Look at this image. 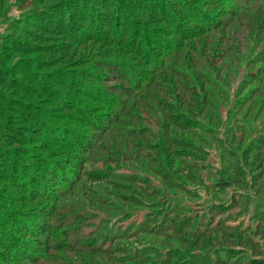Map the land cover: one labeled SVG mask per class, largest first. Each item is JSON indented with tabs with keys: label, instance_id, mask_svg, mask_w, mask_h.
Returning a JSON list of instances; mask_svg holds the SVG:
<instances>
[{
	"label": "rangeland",
	"instance_id": "1",
	"mask_svg": "<svg viewBox=\"0 0 264 264\" xmlns=\"http://www.w3.org/2000/svg\"><path fill=\"white\" fill-rule=\"evenodd\" d=\"M163 6L168 25L157 19ZM141 28L166 50L164 69L143 78L149 94L143 81L130 87L139 76L116 74L133 73L125 64ZM125 34L130 43L117 45ZM180 40L197 53L165 59ZM89 94L117 97L99 129L89 115L106 106ZM77 138L79 173L41 178L54 201L30 185V202L14 203L0 175L7 239L19 233L8 214L19 204L33 208L20 217L34 230L35 213L54 202L50 224L71 228L80 251H53L47 264H264V0H0V146L42 175L47 162L65 170L63 142Z\"/></svg>",
	"mask_w": 264,
	"mask_h": 264
},
{
	"label": "trees",
	"instance_id": "2",
	"mask_svg": "<svg viewBox=\"0 0 264 264\" xmlns=\"http://www.w3.org/2000/svg\"><path fill=\"white\" fill-rule=\"evenodd\" d=\"M239 1V0H236ZM180 7L182 6L181 4L179 5ZM164 13L165 16L164 18L161 16H157L158 21H160V23H165V24H169V20L171 18V15L169 14L168 10L166 8H164V6L161 9ZM185 14V13H183ZM181 13V15H183ZM167 15H169V17H167ZM187 16V22L189 24H191L193 22L192 18H190L188 14H185ZM137 20L132 21L133 23L136 22ZM186 21V19H183V22ZM175 24H172L173 27L177 26V23L174 22ZM161 25V24H160ZM205 24H200L199 28H195L196 29V33L198 36L204 37L205 35V31L203 26ZM146 26V25H145ZM146 31L147 33L151 31V28L146 29V28H141L139 30V32H137V39L139 38L138 42H136V40H134V42H132L131 44H129V47H133L134 45V49L130 50V54H132V58L131 60L134 62H130L131 64H125V66L129 69H131L133 71V73H128V71L124 74H122V70L121 68L117 69L119 71V73L116 71V74L119 75V79L121 80H126V76H128L129 74L131 75H136L139 76V78H137V82H132L131 86L132 88H135V90H139L141 89V85H140V81H143L145 83V85L148 87L147 91H145L147 94H149V92L151 91L150 88V83L153 82V79H149L147 81H144L149 74L153 73V69L156 70H162V68L164 67V65L166 63L163 62V55H161L162 53H165V48H161L159 47V42L160 40V34L158 33L157 38H152L151 40L147 39L144 40V38H141L140 36V32L141 31ZM155 30L153 29V32ZM127 32V31H126ZM195 32V31H194ZM194 32H187L185 34V39L190 41L191 40V36H195ZM128 34L131 32H127ZM114 42H116V44L118 45L119 42H121L122 40L125 41L124 45H127L128 43H130L131 39L129 38L128 35L125 34L124 39H122L123 37H116L114 36ZM135 44H137L138 46H135ZM178 49L179 52L178 54L173 55V53L171 52H166L168 53L165 56V59L169 56L170 61L171 60H177V62H182L185 61V57L187 56L186 54H190V53H197L196 51V47H194L193 43L189 44L186 43V41L180 40L178 41ZM175 45V47H177ZM196 46H199V43H196ZM162 49L159 50V49ZM175 49V48H174ZM122 51V50H121ZM171 51V50H170ZM156 55H159V57L156 59ZM171 55V56H170ZM186 55V56H185ZM185 56V57H184ZM175 63V62H172ZM163 65V67H162ZM175 66H178V64L175 63ZM164 69V68H163ZM159 70V71H160ZM124 72V70H123ZM155 72V71H154ZM139 73V74H138ZM156 74V73H155ZM82 75H86V74H82ZM95 79V77H93ZM145 78V79H143ZM73 79V78H72ZM83 82V81H82ZM70 85V84H69ZM122 87H124L123 85H121ZM82 89V88H80ZM125 90V95L129 94L132 91H135L131 88H123ZM46 90V89H44ZM47 91V90H46ZM141 91V90H139ZM49 92H53L52 90H49ZM101 93V92H99ZM135 93V95L137 96V98L139 99L140 95ZM98 94V93H97ZM104 95V94H103ZM91 99H95L94 101H96L97 103V107H102L101 104L99 103H103V105L106 106V110L105 108H101V110L99 111H105L103 112V116L102 117H95L93 116V114L89 115V119H91L88 122V125L91 126V128H98L100 126H102L103 124H106V119H110L112 120L111 117L114 116L111 115L113 112V106L116 103L117 97L116 96H111V95H104L103 97H98L95 98V95L93 96V94H89V96ZM146 97V96H145ZM143 97V98H145ZM143 98L139 99V101H141ZM59 101H62V98L59 99ZM138 101V102H139ZM70 107V106H69ZM44 121V120H43ZM42 132L39 131L37 132V135H40ZM36 139L38 138V136H35ZM32 138V137H31ZM63 147L66 149V151L69 152V155L66 158V162L64 164V169H60V166L58 163L54 164L52 163H48L47 162V166L46 164H41L38 169L42 170V169H47L48 174H40L39 171H37L36 173H32L29 174L30 170H25L24 167L25 164L21 163L20 160H17L16 158V152L14 150V152L10 151V152H5L6 150L4 149L6 146H3V144L0 146V164L3 168L1 170V181L5 182L6 184H10L13 183V187L11 191H14V193L17 195H13V199L11 201H14V199L16 198V201L19 200L21 202L26 201L27 203L30 202L29 198H27L28 196H26L24 193L27 192V190L29 189L30 185L33 186V188H30L32 190V192H34V198L39 197V195H46L48 198V202L54 201V197H52V195L54 196L53 190H51V187H45L43 182L41 181V178L44 179V181L46 182V180H51L52 182L58 180V177L61 176V174L70 172L72 173V175L70 176H75L76 172L78 171L79 173V161L82 160V157H86L83 154H81L78 150L77 144L81 145L82 147L85 146L84 140L77 138L76 139V144H74V141H65L63 142ZM81 150V149H80ZM45 151H47V149H45ZM21 157H26V159H30V154L25 153L23 155H20ZM46 162V159H45ZM53 165V166H52ZM45 167V168H43ZM30 169V168H29ZM81 169V167H80ZM33 171V170H32ZM9 172H11V174H9ZM98 172V171H97ZM53 173V174H51ZM100 174V173H99ZM99 174L97 173L96 175L99 176ZM72 177V179H73ZM96 178V177H95ZM12 179V180H11ZM92 179V178H91ZM58 185H61V183H58ZM35 187V188H34ZM36 190V191H35ZM3 191L5 193H9L6 192V190L3 189ZM40 191V194L38 193ZM22 193V194H21ZM17 196V197H16ZM56 197V196H55ZM3 202V200H0V203ZM32 203V202H31ZM17 204V203H16ZM14 204V205H16ZM53 204L49 207L46 208H41L39 211L40 213H35V219L37 220V226L34 228V230H31L28 228V226H25L23 223V219L22 217H20L21 214L23 213H29L27 212L24 208L30 209L32 210L33 208L28 206V205H23L20 206V204L17 206V212L12 211L10 214V220L13 218V222L14 225L12 226L11 229H15L16 227V231L19 232L18 234H14L13 238H9L7 239L5 235V233L7 231H9V219L5 217V219L3 220L4 216L3 214L6 213L5 209L2 210V208H0V264H47L48 261H46L47 259L50 258H54L57 257L56 254H50L53 251H70V252H79L80 249L79 248H74V242L71 239V234L72 232H69L71 230V228H66L63 230L60 229H54L52 227V225L50 224L52 219H55L56 217H60L57 214H55L53 210ZM11 205V204H10ZM19 215V216H18ZM67 218V216H61V222L65 223V219ZM18 226V228H17ZM52 228V229H51ZM72 231V230H71ZM15 233V232H14ZM38 235H42L41 238L36 239V241L33 242L32 245H35V248H33V246L30 247V249L28 250V246L26 244L27 241L31 242L33 241L31 238V236H38ZM55 235V236H53ZM46 236H48V240L46 239ZM30 237V238H28ZM60 237V238H59ZM55 238H59V240L55 241ZM36 247H40V248H36ZM56 247V248H54ZM82 249H87V251H92L90 250V248H82ZM49 250H51L49 252ZM40 251L42 252H47L46 254H44V256L46 255H50L48 258L43 260V263L41 262L40 258L43 256L41 255H37ZM23 259V260H22ZM51 262V261H50ZM53 263V262H52ZM51 263V264H52ZM90 263V262H89ZM49 264V263H48Z\"/></svg>",
	"mask_w": 264,
	"mask_h": 264
}]
</instances>
